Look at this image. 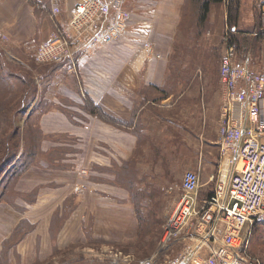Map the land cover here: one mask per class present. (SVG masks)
I'll use <instances>...</instances> for the list:
<instances>
[{"label": "crops", "instance_id": "0c3cea01", "mask_svg": "<svg viewBox=\"0 0 264 264\" xmlns=\"http://www.w3.org/2000/svg\"><path fill=\"white\" fill-rule=\"evenodd\" d=\"M258 1L264 3L253 0V8ZM58 2L65 24L77 0ZM49 8L48 0H0L4 74L31 73L36 85L21 108V129L40 98V74L32 65L39 69L35 53L54 32ZM123 8L131 14L126 36L82 61L79 80L66 74V65L49 71L38 118L41 154L19 183L20 192L35 191L36 199L18 198L17 208L0 204V226H9L0 232V251L22 220L33 226L9 249V264H104L100 250L131 251L156 240L142 237L138 220L165 221L186 171L199 173L200 196L214 189L225 4L211 5L202 25L191 0H127ZM252 24L242 29L239 13V35L254 26V16ZM235 63L264 69V38L257 54L236 55ZM82 169L88 175L81 179ZM185 242H173L178 249L172 252Z\"/></svg>", "mask_w": 264, "mask_h": 264}, {"label": "built area", "instance_id": "2783aa9c", "mask_svg": "<svg viewBox=\"0 0 264 264\" xmlns=\"http://www.w3.org/2000/svg\"><path fill=\"white\" fill-rule=\"evenodd\" d=\"M48 1L54 32L37 49L38 64L65 63L66 74L79 80L82 61L126 36L131 18L123 8L127 0H77L65 24L60 22L58 0ZM261 8L264 13V3ZM224 43L215 185L211 194L202 197L199 173L186 171L182 176L181 193L164 221L160 245L180 238L186 242L169 264H260L248 250L255 227L264 225V73L235 63V46L227 39ZM79 175L82 179L88 171L82 169ZM113 250H100L97 259L104 264H154L156 260L155 256L134 262Z\"/></svg>", "mask_w": 264, "mask_h": 264}, {"label": "trees", "instance_id": "16d2710c", "mask_svg": "<svg viewBox=\"0 0 264 264\" xmlns=\"http://www.w3.org/2000/svg\"><path fill=\"white\" fill-rule=\"evenodd\" d=\"M197 7L198 25H202L207 19V14L211 5L225 4L227 10V28L226 39L229 45H234L237 50V56L240 60H245L246 56L257 54L260 50L261 39L264 38V28H262V16L253 8L254 26L245 31V34L239 29L240 0H191ZM241 35H239V33ZM256 33V36H252ZM4 60L0 55V204L5 203L12 208H17L16 200L18 198L28 201L36 199V192L32 191L29 195H24L19 191V183L27 170L38 164L40 152V130L38 127V118L42 114L46 102L44 101L43 92L48 90L50 73L52 69L64 70L65 63L41 64L39 69L32 65L40 74V98L34 109L24 123L23 129L18 125V119L21 114V108L34 97L36 85L34 78L23 73H7V65L3 64ZM6 66V67H5ZM64 67V68H63ZM31 68V65H30ZM66 70V69H65ZM49 73V74H48ZM13 81V84L11 83ZM9 87V88H8ZM88 108L90 105L84 103ZM154 222V221H153ZM162 221H157L160 223ZM140 234L142 237L147 234L151 238H158L161 230H152L151 222L138 220ZM258 226L252 233L251 240L258 237L255 233ZM33 226L27 221L22 220L14 232L6 241L3 242V248L0 251V264H9V249L15 248L23 237L30 231ZM56 234V233H52ZM143 240V238H141ZM251 245V241H250ZM140 243L136 244L135 250H143ZM250 249V246H249ZM140 256V255H139Z\"/></svg>", "mask_w": 264, "mask_h": 264}, {"label": "rangeland", "instance_id": "374dc122", "mask_svg": "<svg viewBox=\"0 0 264 264\" xmlns=\"http://www.w3.org/2000/svg\"><path fill=\"white\" fill-rule=\"evenodd\" d=\"M260 1H258V5L256 6V9L258 10V12L260 13L261 16L264 15L262 8H261V3H259ZM241 8H240V22H241V27L242 29H248L250 28L253 24H252V16H253V0H241ZM262 28H264V26H262ZM258 60L257 59L255 61V65L258 64ZM258 67V66H257ZM257 69V68H256ZM261 69V70H260ZM259 70L262 71L264 73V69L260 68ZM2 187H0V191H1ZM144 210H148L147 207H144ZM164 225V222H160L157 223V221L151 222V227H153L152 230H161L162 231V227ZM9 226L3 225L0 226V232L6 231L8 230ZM258 229L256 230L255 233H258V237L255 236V238L253 240H251V245H250V249L248 250L249 255L251 256L252 259L254 260H258L260 264H264V225H260L257 227ZM160 240H161V234L159 233L158 238L156 240L152 239V244H149L148 246L143 247V250H135L132 249L131 251H129V249L124 250L123 248H114V252L113 253H117V255H121L120 252L122 253V255L124 256V258H127L130 261L135 260L134 262L137 261H141V260H146L149 258H154L156 256V260L154 261V264H164V260L167 259V263L165 264H169V261H171L172 259H174L175 257L179 256L181 252H183L182 250H180L176 255L172 252V249L176 248L174 245L171 244H166L168 245L166 247L161 246L160 245ZM151 243V241H150ZM184 244V243H183ZM160 247H162V249H160ZM182 245L179 246V249H181ZM178 249V248H176ZM173 253L170 258H168V254ZM140 255V256H139Z\"/></svg>", "mask_w": 264, "mask_h": 264}, {"label": "bare ground", "instance_id": "6f19581e", "mask_svg": "<svg viewBox=\"0 0 264 264\" xmlns=\"http://www.w3.org/2000/svg\"><path fill=\"white\" fill-rule=\"evenodd\" d=\"M224 171H225V169H224ZM116 261H118V259H115Z\"/></svg>", "mask_w": 264, "mask_h": 264}]
</instances>
